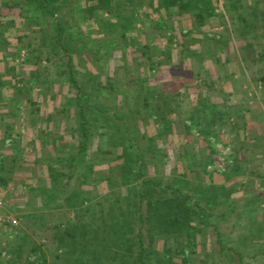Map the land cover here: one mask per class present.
<instances>
[{
    "label": "rangeland",
    "instance_id": "obj_1",
    "mask_svg": "<svg viewBox=\"0 0 264 264\" xmlns=\"http://www.w3.org/2000/svg\"><path fill=\"white\" fill-rule=\"evenodd\" d=\"M47 1L0 0V148L26 166L0 264H264V0H119L100 33L95 2Z\"/></svg>",
    "mask_w": 264,
    "mask_h": 264
},
{
    "label": "trees",
    "instance_id": "obj_2",
    "mask_svg": "<svg viewBox=\"0 0 264 264\" xmlns=\"http://www.w3.org/2000/svg\"><path fill=\"white\" fill-rule=\"evenodd\" d=\"M33 1V0H32ZM53 2H55V1H57V0H52ZM87 1L88 0H86V3H87ZM91 1H93V2H95V4H92L91 6H89L88 7V5H87V7L85 8V7H83L82 8V11L84 12L85 11V13H86V17L85 18H83V19H85V20H97V22H95V24H96V26H98V28H94V30L96 29V32H99V24H100V20H103V19H100L101 17H103V13L105 12V11H107V12H109V13H111L112 14V12L114 11V7H117V4L119 3V0H91ZM131 1V3L132 2H134V0H130ZM140 2V4H144V1L143 0H137V2ZM147 1H148V3H147ZM147 1H145L146 3H147V7H143V9H145L144 10V12H147V8L149 9V6L151 7L153 4H152V1L151 0H147ZM35 2L36 3H38V2H42V3H44V5H46L45 6V8H44V10H45V12L46 13H51V14H53V12H52V10L50 9V7H49V4H48V1L47 0H35ZM177 1H172V0H161V5L162 6H160L159 5V7L161 8V7H164L165 8V10H166V12H167V14L168 15H172V14H175V13H180V11L182 12L184 9H186V7L184 8V6L183 5H181V4H178V3H176ZM51 4H52V2H50ZM63 3H65V2H63ZM60 2H59V5H57V6H60ZM120 4V3H119ZM62 5V4H61ZM187 5V8H189V7H191V5H192V2L191 1H189L188 2V4H186ZM178 7L179 9H177V11H176V8L175 7ZM44 7V6H43ZM184 9H183V8ZM158 7H155L154 9H157ZM189 9H191V8H189ZM23 10H24V8L23 7H21L20 8V11H21V14H22V12H23ZM30 11H31V9H30ZM117 11V8H116V10H115V12ZM24 13V12H23ZM120 13V12H119ZM118 13V14H119ZM121 15L122 14H119V16L118 17H121ZM84 17V16H83ZM23 18L25 19V20H27V17L26 16H24V14H23ZM126 18H127V16L126 17H124V19L126 20ZM52 23H54V22H52ZM1 24V23H0ZM102 24V23H101ZM55 26H56V32H55V34L54 35H50L49 36V40H47V38H48V36H46L47 35V32H46V30H44L43 28H41V31L43 32V33H45V36L43 37V43H44V45H47L48 44V41L52 44V45H55V47H56V44H57V46L60 48V51H63V52H66L67 53V48L68 47H66L65 45H64V38H66L67 39V37H68V34L66 33V30H65V28L63 27V25L61 24V21H57L55 24H54ZM122 25V24H121ZM95 27V26H94ZM126 27V25H124V26H122L120 29H123V28H125ZM100 33V32H99ZM3 34V31L1 30L0 31V36ZM102 36H104V35H102ZM105 37V36H104ZM103 37V38H104ZM102 38V39H103ZM69 40L70 41H72L73 42V44L74 45H76L77 46V44H76V42L74 41V37L72 36L71 37V34L69 35ZM105 41H106V39H105ZM43 45V44H42ZM103 44L100 42V44H99V46H102ZM25 48H29V47H25ZM103 48H105V46H103ZM22 49V47H20L19 49H18V51L16 52V54L15 55H13V58H12V61H14L16 58H17V55L20 53V50ZM102 49V48H101ZM59 50V49H58ZM36 50H33V49H29V53L30 54H32V53H34ZM5 52V49L3 50H1V53H4ZM19 52V53H18ZM106 52V51H105ZM28 53V54H29ZM101 53H104V52H102L101 51ZM4 60H3V58H0V65H1V63L3 62ZM12 61H9V62H12ZM3 64H4V62H3ZM12 69H14V68H12ZM70 73H72V71H70ZM71 77H70V83L71 84H73V86L78 90V93L79 94H77V96H76V100L77 101H81V98H80V96L82 97V94H80L81 92V86H80V84L75 80V78H74V76H72V74L70 75ZM2 77V76H1ZM18 79L19 78H16V76H14L13 77V79H11L12 81H14V82H18ZM4 83H5V85H6V87H8V85H9V82H6V81H4ZM2 85V83H0V86ZM99 87H101L100 86V84H98V88ZM1 88V87H0ZM8 89V88H7ZM17 88H14V92H15V90H16ZM100 89V88H99ZM15 95H16V92H15ZM2 96H4V93H3V91L0 89V104L1 103H3L4 101H8V99H5V98H3ZM15 101V97H13V98H11V100H10V102H14ZM85 122H87V120L86 121H84L83 120V122L82 123H85ZM166 123V122H165ZM165 123H164V125H165ZM87 128H85V130H84V132H83V136H84V138H87V136H88V132H87V130H86ZM84 146V145H83ZM51 169H53L54 170V167L53 166H51ZM63 175V174H62ZM159 207V204L157 203V202H153L152 203V200H149V203H148V211H149V214H150V219H152L153 220V218L155 217V219H156V221H157V223H158V225H160L161 224V222H162V214L161 213H159L158 212V208ZM140 208V207H139ZM167 208L168 209H170L169 210V212H165V214H166V216L167 215H170V214H172L173 212H172V210H173V207H171V206H167ZM192 208H186V210L184 211V210H179V211H176L175 212V219H170V217H168L169 219L166 221L167 222V224H170L171 225V227H175V224L177 225V224H179L180 222H179V219H180V217H182L183 219H185V220H183V221H185V223H184V227H187L186 228V230L189 232V235H188V240H190V235L191 236H193L194 235V233H193V230H196V231H200L198 228H197V226H192L190 223H189V220L191 219V217L193 216V215H195V214H197L195 211H190ZM157 214L159 215V217H157ZM153 216V217H152ZM202 223H203V221H201ZM183 223V222H182ZM214 228L216 229L217 228V224H214ZM138 238L140 239L139 240V242H140V244H142V237H141V234L140 233H138ZM218 242L220 243V239H218ZM142 253V252H141ZM140 255H142V254H140ZM123 256H124V253H122L121 254V258H123ZM97 260V259H96ZM139 260H142L141 258L139 259ZM142 264H145V263H143L142 262Z\"/></svg>",
    "mask_w": 264,
    "mask_h": 264
},
{
    "label": "crops",
    "instance_id": "obj_3",
    "mask_svg": "<svg viewBox=\"0 0 264 264\" xmlns=\"http://www.w3.org/2000/svg\"><path fill=\"white\" fill-rule=\"evenodd\" d=\"M149 8L154 9L155 6L152 5L151 7L149 6ZM259 137H260V135H259ZM260 149H262V148H260ZM27 151H33V150L29 149V148H26V152ZM6 152H9V151L7 149H5V148H0V197L2 199L6 200L5 203L7 201L8 202L11 201V199L13 200V199H16L18 196H21V193H20L21 189H19V188L22 187L23 183H26V181H21L22 184L17 183V184L14 185V182L11 183L8 179L5 180V178H8V177L11 176L10 172L12 171L13 168H18L15 171V175H17V176H20V172L19 171L24 170L26 168L24 162H21L19 164H13L12 161L10 160V158H9L10 156L8 157L9 154H7ZM22 177H24V175H22ZM8 182L11 183V185H9ZM12 185L15 186V187H13ZM5 205L2 208L0 207V216L7 209L5 207ZM7 206H9V205H7ZM1 250L2 249H0V251ZM2 256H3V253L0 252V257H2ZM3 257H5V256H3Z\"/></svg>",
    "mask_w": 264,
    "mask_h": 264
},
{
    "label": "built area",
    "instance_id": "obj_4",
    "mask_svg": "<svg viewBox=\"0 0 264 264\" xmlns=\"http://www.w3.org/2000/svg\"><path fill=\"white\" fill-rule=\"evenodd\" d=\"M5 205V202L3 201V199L0 197V207L2 208ZM7 216L5 214H2L0 216V221H6ZM17 221H14V223H16Z\"/></svg>",
    "mask_w": 264,
    "mask_h": 264
}]
</instances>
